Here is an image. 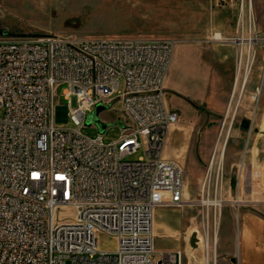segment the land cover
Listing matches in <instances>:
<instances>
[{"label": "built area", "instance_id": "obj_1", "mask_svg": "<svg viewBox=\"0 0 264 264\" xmlns=\"http://www.w3.org/2000/svg\"><path fill=\"white\" fill-rule=\"evenodd\" d=\"M237 33L242 37L233 40H257L244 15ZM175 43L0 35V264H184L183 249H156L154 230L158 206L185 200L184 170L163 152L179 120L166 92ZM243 55L241 48L230 104L240 79V91L248 79L249 56L240 78ZM99 103L117 111L114 120H101L122 122L115 141L81 132ZM140 148L144 156L127 158ZM216 151L196 201L204 264H217L215 237L226 203ZM101 233L115 237L114 250L100 247Z\"/></svg>", "mask_w": 264, "mask_h": 264}, {"label": "rangeland", "instance_id": "obj_2", "mask_svg": "<svg viewBox=\"0 0 264 264\" xmlns=\"http://www.w3.org/2000/svg\"><path fill=\"white\" fill-rule=\"evenodd\" d=\"M228 1L0 0V35L57 33L80 38H172L176 41V60L180 55L195 59L187 60L184 67L199 66L200 58L214 61L208 65L215 67L214 87L209 93L203 89L200 98L177 93L180 103L188 109L177 108L179 120L170 128L163 151L166 154L169 142H173L170 159L184 170L185 200L182 205L157 207L155 247L183 249L184 264H204L205 243L202 240L193 247L190 236L199 232L201 238L202 218L196 201L215 149L217 161L222 159L226 201L215 240L217 264H264V0H233L237 18L244 15L245 21L256 28L257 40L252 45L245 42L249 38L233 40L216 31L212 13ZM237 34L242 37L236 27L233 37ZM243 34L250 35L248 28ZM241 48L244 60L240 78L247 56L252 62L243 90L240 91V79L230 104ZM221 55L231 57L230 72H225L224 65L214 59ZM116 114L115 109L107 108L100 117L110 122ZM58 122L73 125L70 120ZM81 132L89 137L102 132L103 141L109 143L119 138L121 130L116 123L102 130L87 122ZM170 133L173 137L176 134L172 141ZM144 155L140 148L127 158L135 160ZM66 216L71 217L72 213ZM177 221L182 226L180 233L166 235L162 223L174 225ZM99 244L102 249L114 250L117 242L114 236L101 233ZM211 245L210 249H214L212 239Z\"/></svg>", "mask_w": 264, "mask_h": 264}, {"label": "crops", "instance_id": "obj_3", "mask_svg": "<svg viewBox=\"0 0 264 264\" xmlns=\"http://www.w3.org/2000/svg\"><path fill=\"white\" fill-rule=\"evenodd\" d=\"M237 6L234 4L233 0H229L227 3H222L221 7L217 8L214 13H212V20L215 22V29L222 37H233L236 32V27L238 23L237 18ZM176 50V47H175ZM177 53L180 54V49L178 48ZM171 73L168 74L167 81H166V92L167 93V102L168 105L176 110H187L188 106H183L184 104L180 103L178 99L177 93H182L187 95L191 98H200L203 93V89H207L208 93L210 89L214 87V79L213 76L215 74V67L208 66L210 62L204 61L203 58H200L199 66H193L191 68H186L183 65L186 63L187 60H195L194 58L184 57L180 55L179 60H176V55L174 53ZM215 60L222 63L224 65V71H231V67L229 66L232 64L231 57L228 55H221L218 57H214ZM211 62L210 64H213ZM184 108V109H182ZM171 132H176L175 129H171ZM176 136V134H175ZM174 136V137H175ZM174 137L170 133V141L174 139ZM172 143L169 142L168 149L166 150L165 157L170 158L172 154ZM157 212V209H156ZM158 221L154 218V230L158 225ZM166 228V235L175 236L180 233L182 230V226L180 222H175L174 225L162 223ZM157 231V230H156ZM247 231H249L247 229ZM158 233V232H157ZM156 234V232H155Z\"/></svg>", "mask_w": 264, "mask_h": 264}, {"label": "water", "instance_id": "obj_4", "mask_svg": "<svg viewBox=\"0 0 264 264\" xmlns=\"http://www.w3.org/2000/svg\"><path fill=\"white\" fill-rule=\"evenodd\" d=\"M106 109V105H104L103 103H99L97 104L96 108L93 110L92 113H90L87 117V122L91 123V122H95L102 130L106 129L108 127L109 122H105L103 120H101L100 118V113L102 111H104ZM116 124H122V122L120 120L115 122ZM198 238L196 236V234H192L190 236V243L193 247H197L198 246Z\"/></svg>", "mask_w": 264, "mask_h": 264}, {"label": "bare ground", "instance_id": "obj_5", "mask_svg": "<svg viewBox=\"0 0 264 264\" xmlns=\"http://www.w3.org/2000/svg\"><path fill=\"white\" fill-rule=\"evenodd\" d=\"M251 27V26H250ZM244 39V38H243ZM249 39H251V38H249ZM239 74L237 73V76H238ZM223 154V149L221 150V155ZM185 194V193H184ZM194 234H196V236L198 237V238H200V233L199 232H193ZM192 233V234H193ZM191 234V235H192ZM208 239H209V237H208V235L207 234H205V240H207V242H208ZM215 240H216V237H215Z\"/></svg>", "mask_w": 264, "mask_h": 264}]
</instances>
